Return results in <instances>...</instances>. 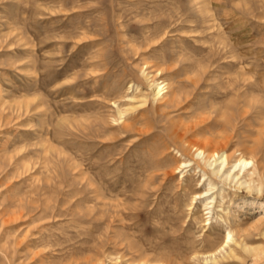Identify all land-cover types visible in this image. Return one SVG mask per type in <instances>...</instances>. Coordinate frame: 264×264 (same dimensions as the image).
<instances>
[{
	"label": "rangeland",
	"instance_id": "obj_1",
	"mask_svg": "<svg viewBox=\"0 0 264 264\" xmlns=\"http://www.w3.org/2000/svg\"><path fill=\"white\" fill-rule=\"evenodd\" d=\"M209 142L264 162V0H0V264H176L223 240L194 200ZM219 188L264 249V192Z\"/></svg>",
	"mask_w": 264,
	"mask_h": 264
},
{
	"label": "bare ground",
	"instance_id": "obj_2",
	"mask_svg": "<svg viewBox=\"0 0 264 264\" xmlns=\"http://www.w3.org/2000/svg\"><path fill=\"white\" fill-rule=\"evenodd\" d=\"M151 87L153 88L154 98L158 99L162 97L164 99L163 96L165 93L163 92L166 86L162 87L161 83L153 84ZM147 101L148 100L144 101V104H146ZM121 114L122 113H120V115ZM262 143L263 142L257 139L250 149L251 152L257 154L261 149ZM190 149H194L198 160L196 162L197 168L203 172L201 184H203L205 189L197 192L194 200L205 203L204 207L207 209V214H212L213 217L225 223L228 226V232L225 238L223 240L221 239L222 241H214L213 239L207 242L206 244L208 246L205 245L208 248L203 247L199 251H196L195 247L187 250L184 248L187 253L182 251H179V253L177 252V254H175L177 256L176 264H184V262L181 261L187 258L188 253L192 255L191 260L195 264H235V260H243V258L249 255L255 256L260 251L264 253V249H262L261 246L251 243L247 235L241 234L238 231L236 232L230 226V219L222 213L225 212L223 206L225 198L227 197L225 196L226 190H224V188H219L220 185L223 187L229 186L231 188H237L238 190H245L248 194L262 195L264 192V162L255 160L254 158L250 159L245 156H241L239 159L234 160L232 156L220 151L217 147H212L210 142L207 145H194ZM189 166H191L189 163L184 162L181 167L187 168ZM217 207L221 209L220 212L216 211ZM213 217H209L207 222L213 220ZM256 230L259 232L258 235L264 240V224H261V222L257 224ZM204 242L205 241H203V243ZM172 252L174 251L172 250ZM172 252H166V257H173Z\"/></svg>",
	"mask_w": 264,
	"mask_h": 264
}]
</instances>
